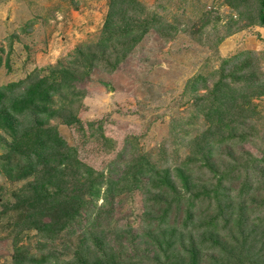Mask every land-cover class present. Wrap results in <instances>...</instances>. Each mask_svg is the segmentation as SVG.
<instances>
[{"label":"rangeland","instance_id":"1","mask_svg":"<svg viewBox=\"0 0 264 264\" xmlns=\"http://www.w3.org/2000/svg\"><path fill=\"white\" fill-rule=\"evenodd\" d=\"M134 1L144 10L135 13L155 19L160 32L149 30L115 72L110 73L106 63L99 64L88 79L75 84L74 91H62L56 105H69L78 123L69 127L54 119L49 125L73 150L81 172L99 182L94 205L89 207L95 217L86 226L94 238L91 244L100 251L98 258L104 257L100 246L107 244L121 254L119 264H160L153 261V248L145 245L146 240H133L142 232L145 206L155 195L133 184L118 185L122 172L126 164L143 156L156 169L172 171L177 195L189 198L204 193L200 188L207 186L219 199L226 193L223 184L230 187L238 176L243 181L247 175L264 174V95L258 90L242 96L247 81L233 83L234 71L226 66L229 59L239 63L245 55L247 77L256 69L259 75L264 73V28L258 22L260 0ZM111 2L0 0V86L31 75L43 79L70 67L76 51H86L99 41ZM240 2L238 9L231 7ZM225 77L242 96L232 122L209 111L218 105L213 88ZM208 130L215 133L208 135L212 157L207 165L195 141ZM12 143L0 130V264H14L17 250L35 261L49 260L42 264H66L79 250L82 231L73 236L64 231L51 239V234L22 230L21 210L8 209L39 182L36 175L18 181L16 174L1 170V157ZM183 173L200 182L192 193L184 188ZM260 181L264 184L263 176ZM239 184L233 195L239 194ZM208 199H193L192 209ZM249 204V249L263 261L255 257V264H264V200ZM50 222L43 219L42 224ZM193 228L188 238L199 236ZM121 231L125 234L119 239L116 235ZM211 253L205 252L204 264H212Z\"/></svg>","mask_w":264,"mask_h":264},{"label":"trees","instance_id":"2","mask_svg":"<svg viewBox=\"0 0 264 264\" xmlns=\"http://www.w3.org/2000/svg\"><path fill=\"white\" fill-rule=\"evenodd\" d=\"M240 4H232L231 7L238 9ZM139 8L142 12V7L134 0H112L99 41L86 51H76L70 67L43 79L31 75L18 83L0 86V130L8 133L13 140L8 153L1 157V170L7 174L10 172L8 175L16 174L18 181L35 175L39 179L30 191L19 195L16 203L8 209L21 210L22 230H34L44 236L51 234V239L64 231H70L72 236L76 230L82 231L79 250L66 264H119L116 260L121 254L105 244L104 247L100 246L104 259L98 258L100 251L95 249L97 245L91 244L94 238L86 231V226L95 217L89 207L94 205L92 199L97 197L99 182L81 172L82 165L73 155V150L66 145L58 129L49 123L50 120L60 119L69 127L77 124L78 117L69 105L57 107L56 100L63 96L60 93L74 91L75 84L88 79L92 69L99 64L106 63L108 71L115 72L149 30L160 32L155 19L145 20L140 17L142 13H135ZM260 9L258 22L264 28V0H260ZM248 64L245 55L239 63L234 58L226 61L227 68L234 71L231 76L233 83L247 81L242 96L249 97L258 90L264 95V73L259 75L256 69L247 77L244 71L249 69H245ZM228 78H223L214 86L212 92L218 105L215 110L209 109L224 122H232L233 113L242 98L236 87L228 85ZM214 133L208 130L203 139L195 141L198 153L204 155L207 165L212 157L208 135L213 136ZM122 173L118 185L133 184L155 195V199H149L145 206L144 220H147L142 224V232L136 233L133 238L134 241L138 237L143 238L145 245L153 248V261L160 264L162 261L166 264H204L205 252L211 251L212 264H255V257L263 262L258 254L249 249L251 221L248 220L251 219L248 209L251 200L257 204L264 200V189L260 190L264 187L260 181L264 174L260 177L247 175L243 181L241 178L244 177L238 176L230 187L223 184L226 193L224 198L219 199L218 193L215 190L211 192L207 186L200 188L204 193H192L200 182L192 181L191 173L190 176L183 173L181 178L187 193L192 194L189 198L177 195L172 171L156 169L143 156L126 164ZM239 182V194L233 195ZM204 196L209 197L208 203L201 201L192 209V202L196 201L193 199L199 202ZM114 200L112 196L109 202L113 205ZM43 219H51V222L44 225ZM85 219L89 220L85 222ZM191 227L198 233L197 238H188ZM123 234L125 232L121 231L116 236L121 239ZM46 260L35 261L20 250L14 255V264H42L40 262Z\"/></svg>","mask_w":264,"mask_h":264}]
</instances>
